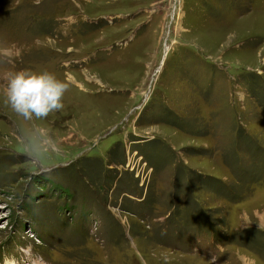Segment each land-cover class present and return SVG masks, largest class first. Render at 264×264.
<instances>
[{"label": "rangeland", "instance_id": "1", "mask_svg": "<svg viewBox=\"0 0 264 264\" xmlns=\"http://www.w3.org/2000/svg\"><path fill=\"white\" fill-rule=\"evenodd\" d=\"M0 264H264V0H0Z\"/></svg>", "mask_w": 264, "mask_h": 264}, {"label": "clouds", "instance_id": "2", "mask_svg": "<svg viewBox=\"0 0 264 264\" xmlns=\"http://www.w3.org/2000/svg\"><path fill=\"white\" fill-rule=\"evenodd\" d=\"M67 88V84L57 79L53 73L18 71L8 80L6 102L14 112L26 120L33 117L43 119L49 113L64 107L62 98Z\"/></svg>", "mask_w": 264, "mask_h": 264}]
</instances>
